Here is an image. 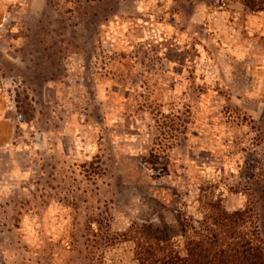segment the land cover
<instances>
[{"label":"rangeland","instance_id":"obj_1","mask_svg":"<svg viewBox=\"0 0 264 264\" xmlns=\"http://www.w3.org/2000/svg\"><path fill=\"white\" fill-rule=\"evenodd\" d=\"M213 204L264 251V0H0V264H138Z\"/></svg>","mask_w":264,"mask_h":264},{"label":"trees","instance_id":"obj_2","mask_svg":"<svg viewBox=\"0 0 264 264\" xmlns=\"http://www.w3.org/2000/svg\"><path fill=\"white\" fill-rule=\"evenodd\" d=\"M213 223L191 226L193 237L182 225L183 241L161 232L152 224H142L134 232L138 264H264V251L241 231L246 213L228 212L211 205Z\"/></svg>","mask_w":264,"mask_h":264}]
</instances>
